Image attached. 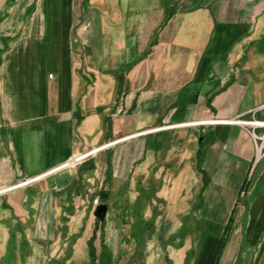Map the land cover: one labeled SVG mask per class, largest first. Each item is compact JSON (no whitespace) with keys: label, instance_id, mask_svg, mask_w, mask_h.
Segmentation results:
<instances>
[{"label":"crops","instance_id":"obj_1","mask_svg":"<svg viewBox=\"0 0 264 264\" xmlns=\"http://www.w3.org/2000/svg\"><path fill=\"white\" fill-rule=\"evenodd\" d=\"M236 120L264 121V0H6L0 264H67L102 197L128 214L141 182L192 229L173 264L221 241L216 264H264V156Z\"/></svg>","mask_w":264,"mask_h":264},{"label":"rangeland","instance_id":"obj_2","mask_svg":"<svg viewBox=\"0 0 264 264\" xmlns=\"http://www.w3.org/2000/svg\"><path fill=\"white\" fill-rule=\"evenodd\" d=\"M0 0V9L4 8V2ZM13 0H8L10 3ZM140 191H137L139 197L132 205L133 211L130 213L120 214V211L115 207V199L108 197L105 200H100V204H106L109 208V213L105 222L102 224L97 222L91 223V228L88 230H73L77 232L72 237L71 254L72 258L67 264H173L170 257L174 256V250L177 244L185 237L192 236L191 228L177 229L179 226L180 217L175 212L176 207L173 205L161 206L151 202V197H147L144 191V184L141 182ZM2 192V191H1ZM112 209V210H111ZM90 220H93V214L89 213ZM119 227L118 230H113V227ZM106 226V231L113 234L110 239L112 253H109L103 239V228ZM86 231L88 248L85 237L82 239V244L78 248L75 245V240L79 232ZM114 231V233H113ZM195 231V230H194ZM84 242V243H83ZM92 242V248L95 252L96 259H92L88 255L89 245ZM80 243V242H78ZM14 247V246H13ZM18 247V246H17ZM16 247L18 254V264H52L48 262L47 255L40 252L39 260H31L28 257L29 247ZM66 245V250H67ZM64 246H57V252L63 251ZM14 251L10 246L8 254L5 256L2 264H15L12 255Z\"/></svg>","mask_w":264,"mask_h":264},{"label":"built area","instance_id":"obj_3","mask_svg":"<svg viewBox=\"0 0 264 264\" xmlns=\"http://www.w3.org/2000/svg\"><path fill=\"white\" fill-rule=\"evenodd\" d=\"M225 123H232V124L249 125V126H251L252 127V136L255 139L256 146H257V159H259V158L264 156V121L252 120V121H249V122H244V121L236 120V121H230V122H225ZM258 129H262L263 132L258 134L256 132V130H258ZM92 153H94V151L91 152L90 154H92ZM90 154H86V155H83V156L75 157L74 159L66 162L65 164H63L62 166L57 168L56 170H61V169H64V168H69V167H71V166H73L75 164H80ZM77 158H81V159H77ZM74 160H76V161H74ZM32 181L33 180H29V181H26V182L28 184V183H30ZM26 182H24V183H26Z\"/></svg>","mask_w":264,"mask_h":264},{"label":"water","instance_id":"obj_4","mask_svg":"<svg viewBox=\"0 0 264 264\" xmlns=\"http://www.w3.org/2000/svg\"><path fill=\"white\" fill-rule=\"evenodd\" d=\"M108 214V206L106 204H100L97 206L94 216L97 222L102 223L106 220Z\"/></svg>","mask_w":264,"mask_h":264},{"label":"trees","instance_id":"obj_5","mask_svg":"<svg viewBox=\"0 0 264 264\" xmlns=\"http://www.w3.org/2000/svg\"><path fill=\"white\" fill-rule=\"evenodd\" d=\"M106 197H107V196L104 195V196L102 197V199L105 200ZM101 224H102V223H101ZM223 245H224V241H221L220 246H219V249H218V251H217V254H216L215 258H214L213 264H216V263H217V261H218V259H219V256H220V254H221V251H222ZM89 254H90V257H91L93 260L96 259V257H95V252L93 251V248H92V242H90V245H89Z\"/></svg>","mask_w":264,"mask_h":264},{"label":"bare ground","instance_id":"obj_6","mask_svg":"<svg viewBox=\"0 0 264 264\" xmlns=\"http://www.w3.org/2000/svg\"><path fill=\"white\" fill-rule=\"evenodd\" d=\"M217 122V121H216ZM189 125V124H188ZM77 159H81V158H77ZM74 161H76V160H74ZM25 184H27V183H23V184H21L20 186H24ZM18 187V186H17Z\"/></svg>","mask_w":264,"mask_h":264}]
</instances>
